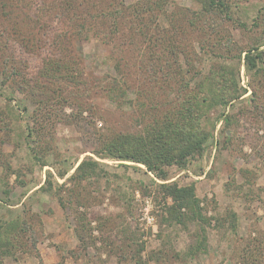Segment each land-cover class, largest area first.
Wrapping results in <instances>:
<instances>
[{
    "label": "rangeland",
    "instance_id": "374dc122",
    "mask_svg": "<svg viewBox=\"0 0 264 264\" xmlns=\"http://www.w3.org/2000/svg\"><path fill=\"white\" fill-rule=\"evenodd\" d=\"M225 1L207 14L196 0H0V264H264V53L257 72L243 60L264 52V0ZM230 75L240 99L226 94ZM188 94L219 105L201 118L202 154L166 168V182L194 186L201 212L177 221L161 180L94 150L167 106L176 115ZM86 158L107 174L74 191L83 205L40 189Z\"/></svg>",
    "mask_w": 264,
    "mask_h": 264
},
{
    "label": "trees",
    "instance_id": "16d2710c",
    "mask_svg": "<svg viewBox=\"0 0 264 264\" xmlns=\"http://www.w3.org/2000/svg\"><path fill=\"white\" fill-rule=\"evenodd\" d=\"M196 1L202 5V8L207 14L223 11L224 8H226V10L228 9V4L225 0ZM149 43H151L150 46H152L151 53L153 54V57L156 54L161 53L156 33H151L149 36ZM243 53V60L247 72H257L264 52L259 50V48H252L245 50ZM222 75V80L225 81L224 74L222 73ZM165 78L172 80L168 73L165 74ZM230 79V86L232 88L228 89L226 94H230V97L235 96L236 98L234 99H240L245 93H238L239 87L235 81L234 75H230ZM186 99L188 100L184 101L182 106H188L189 103H192L191 106L179 110L176 115L174 110L177 109V105L172 108L171 105L167 106L165 112H160L158 115L151 116L154 118L151 119V122L149 121L150 125L146 126L141 133L136 135L132 133L119 134L108 142L103 143L102 147L98 150H94V153L101 158L141 164L148 172L161 180L163 183H156L155 185L158 187L159 193H161V196L163 197L164 205L167 207L166 209L169 216L176 218V220L178 219L179 221H182L184 218L194 220L200 217L201 212L199 203L193 185L180 186L175 182H166V168L171 166L185 168L188 160L202 154L204 145L209 137V132H206V130L201 128V118L208 109H214L219 105V101L217 99L215 100V96H212V102L205 110H203L200 105L205 102V97L202 96V98H200L197 94H188ZM221 103H224V101ZM169 112L173 113L169 114ZM150 113L151 110H143L141 111V117ZM220 117H223V114L216 116L215 121L220 119ZM121 166L125 168L128 167L125 164H121ZM65 174V172H56V175L59 178H64ZM100 174H107L104 166L92 158H86L78 164L74 173L66 179L65 182L68 183L71 188L67 187L65 182L62 184H54L52 180L53 175L50 172H47L45 183L40 189L42 191H52L58 194V199L62 203L64 197L60 193L66 191L68 194L74 195L72 197H74L76 201L75 203H77L76 205H83V202H80L81 200L74 191L79 186L83 185L86 180ZM167 199H170L172 203L171 205H167ZM22 225L23 228H19V224H15L14 228H19L20 232L23 231L30 233L29 238L31 240V247L35 248V232L25 221H22ZM74 232L78 241L81 244L87 245V240H89L90 236L86 234V231H84V229L79 230L76 227ZM8 245L10 246L11 244L8 243ZM6 254V251L0 252V256ZM135 261L136 264H141V261H143L142 256L140 254L137 255Z\"/></svg>",
    "mask_w": 264,
    "mask_h": 264
}]
</instances>
